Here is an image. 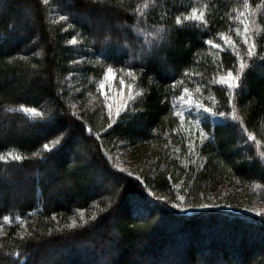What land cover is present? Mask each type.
Masks as SVG:
<instances>
[{
  "label": "trees",
  "instance_id": "obj_1",
  "mask_svg": "<svg viewBox=\"0 0 264 264\" xmlns=\"http://www.w3.org/2000/svg\"><path fill=\"white\" fill-rule=\"evenodd\" d=\"M243 2L0 0V155L23 157L0 161V264H13L8 253L17 251L16 264H40L43 255L47 264H214L216 253L223 264H264V217L241 207L264 208V58L249 60L236 31L251 19L264 45V6ZM192 8L207 23L177 25ZM219 33L249 61L232 104L219 78L238 67L236 51ZM108 67L135 90L115 122L80 96ZM73 72L80 92L70 88ZM184 88L226 115L202 109V120L184 125L175 115ZM22 104L55 114L31 117ZM233 110L239 121L228 115ZM62 133L47 153L43 144ZM113 185L121 193L109 206ZM177 195L231 207L181 211ZM81 217L87 223L67 227ZM202 229L212 234L200 236ZM221 230L228 240L210 241Z\"/></svg>",
  "mask_w": 264,
  "mask_h": 264
},
{
  "label": "snow or ice",
  "instance_id": "obj_2",
  "mask_svg": "<svg viewBox=\"0 0 264 264\" xmlns=\"http://www.w3.org/2000/svg\"><path fill=\"white\" fill-rule=\"evenodd\" d=\"M44 2L47 3V0H44ZM261 6H264V0H260V4L257 5L256 7L260 8ZM243 7L245 9H250L251 5L249 3V0H244ZM59 19L60 20H65L66 17L60 16ZM237 19H239V17H237ZM185 21H197V22L207 23V21L205 20L204 14L199 12V10L196 9V8H192L191 11L187 15H184L182 18H181V16L178 15L176 17V19H175V22H176L177 25H180V24H182ZM241 23L243 24V30L241 31L240 28H237L236 31H237V34L242 37L243 43L247 47V52H246L247 57L249 58V60L254 59L257 56H260L261 58H264V54H262L259 51V48L264 47V45H259L258 46L257 39L251 34V31H250V24H252V20L251 19H248L246 21L245 20H241ZM3 35H4V33L0 32V37H2ZM219 35L224 39L226 44L231 45L233 47V50L236 51L235 42L231 39V37L226 36L224 33H219ZM107 39L108 38L105 37V40H107ZM75 41H76V38L73 37L70 41H68V43H75ZM119 41H120V38H118L117 42H119ZM206 43L208 45H210V46L214 45V47L217 48V49L222 47L221 44L214 43L213 40H207ZM153 54H154V52L152 50H149L146 53L147 56H151ZM236 58H237L238 67L235 70L229 68L227 70V73L225 75H221L220 78H219V82L221 84L225 85L229 89V95L227 97V100H228L229 104L233 103V100H234V97H235V94H236V90L241 85L242 75H243V73H244V71H245V69H246V67L248 66V63H249V61H246V60H244L241 57V54H240L239 51H236ZM128 73H129V75L132 74V68L131 67H129ZM104 75H105V80L112 79L114 77L113 69L111 67H108L107 70L105 71ZM121 84L122 85L124 84V80L123 79L121 80ZM104 86L105 85L102 83L101 86H100L102 90H103ZM127 87L129 89L128 96L126 98H122L120 100V102L118 104H116L115 113L112 110V104L108 102L109 101V97H108L107 93H104L102 91V94L104 95V98H105V103L108 106V118L110 120H113V122H115V118H117V117H119V116H121L123 114L124 110L127 108V105L129 104V102H131L135 98V94H134V91L131 89V86L128 85ZM183 91L186 94L189 93V89L188 88H184ZM192 101H193V98L189 95L186 103L189 106H191L192 105ZM195 106L198 107V108L203 109L207 113H215L216 115H219V116H225L226 115L225 112H216V111H214V109L212 107H208L206 104L201 103L199 100H197L195 102ZM20 107L25 112H28V113H31V114H36V115H39V116L48 117L50 113L55 114V111H52L50 113H46L44 111L39 110L36 107L28 108V107H26L23 104L20 105ZM73 115L75 116V113H73ZM175 115L177 117H179L182 122L185 120V114H184L183 111H176ZM228 115H230L232 117V119H234V120H238V121L240 120V117L236 115L235 110H233L231 113H228ZM241 123H242V121H241ZM88 131L90 132L91 129L89 128ZM200 134H201V136L205 135L203 129L200 130ZM63 135L64 134L62 133L60 136L55 138L53 141L45 142L43 144V146H42L43 149L47 153L49 151H51L52 149H54L56 147V145H58L60 143L61 137ZM248 137H249L250 140H255V136L251 132L248 133ZM257 143H259V141H257ZM33 155H37V154L33 153ZM261 155H264V153H261ZM9 159L14 160V161H21L23 159V157H21L20 155H13L12 152H8L7 155H0V161L7 162V161H9ZM109 159H111V157H109ZM114 167L116 169H118L119 171L128 172V174L130 176H135V173L129 172L128 169L120 168L119 164L115 165ZM135 178L137 180L141 179V177H139V176H136ZM111 191H112V198L108 201V205L109 206H112V205H114L116 203V201H117V199H118V197H119V195L121 193V189L118 187V185H113ZM148 191H149V194H151V189H149ZM159 199L161 201L165 200L164 197H160ZM222 206L231 207V205H218V204H214V203L189 204V203H187L186 197L184 195H177V197L175 199V202H174V207L176 209L181 210V211H185V210L192 209V208L209 209V208H216V207H222ZM101 211H103V209H101ZM244 211H247L249 213H253V214H255L256 216H259V217H264V208L252 207V208H246V209H244ZM94 217H95V213H93V217H90V219H92ZM4 219L8 220L9 217L5 216ZM85 223H87V221H85L83 219V217H81L80 221L73 220L71 224L67 225V227L74 228V227L81 226V225H83ZM209 252H210V249H206L203 254L204 255H208ZM8 255L12 256V257H15V259L13 261V264H16V261L19 260V257L22 255V253L17 251L15 253H8ZM106 264H110V262H106ZM216 264H222V262L220 260H217Z\"/></svg>",
  "mask_w": 264,
  "mask_h": 264
},
{
  "label": "rangeland",
  "instance_id": "obj_3",
  "mask_svg": "<svg viewBox=\"0 0 264 264\" xmlns=\"http://www.w3.org/2000/svg\"><path fill=\"white\" fill-rule=\"evenodd\" d=\"M107 70V69H106ZM105 70V71H106ZM114 72V77L110 80H105V75L103 74L101 76V78L99 80L96 81V89L95 90H90L88 89V91H84V92H81L80 96L82 98H85L86 99V102L89 103H96V105L99 107L100 105H102L108 115V106L107 104L105 103V98H104V95L102 94V91L104 93H107L108 97H109V103L112 104V110L113 112L115 113V106L116 104H118L120 102V100L122 98H126L128 96V92H129V89H128V85L130 84H126L124 82V84L122 85L121 84V80L123 79V77L117 73L115 70H113ZM105 73V72H104ZM77 76H78V72H73V73H70L68 75V79L70 81V88L71 90L73 91H79L80 90V84L77 80ZM104 84V88L103 90L101 89V84ZM131 86V85H130ZM131 89L133 91L134 88L131 86ZM80 92V91H79ZM76 92H74L71 96V100L73 101V103L76 105L78 104L77 102V99H76ZM79 94V93H78ZM188 96L189 94H184L181 99L178 101V106H177V111H183L184 114H185V121H183L182 123L186 126H190L189 124H191L192 122H198L200 120H202V116H199V114H197L199 112V110H202L201 108H198L195 106V102L197 101L194 97H191L193 98V101H192V105L189 106L186 101L188 99ZM80 97V98H81ZM81 100V99H80ZM21 110L29 115V116H33L34 114H31V113H28V112H25L22 108ZM118 158H119V161H123L124 159H126V152L124 150H120L117 154ZM241 207H245V208H252V207H255V208H259V206L255 203L254 205H249V206H241ZM243 209V208H241ZM205 228V227H204ZM169 226H168V230H169ZM223 231L224 230H221V233L219 235H217V237H210V241H212L213 243H217V244H220V242H225L226 240H228L224 235H223ZM211 235L212 232L208 229H202L200 231V236H205V235ZM253 237V236H252ZM170 238V237H169ZM254 238V237H253ZM154 241H159L160 237L157 235L153 237ZM168 241V240H167ZM165 241V244L163 245L162 249H163V252L167 253L168 251L170 250H173L171 245L168 244V242ZM171 242V240H169ZM209 241V240H208ZM207 241V242H208ZM178 250V249H177ZM214 259L213 261L215 262L214 264H216V261L217 260H220L222 262V258L220 255H218L217 253L214 255V257H211V259ZM50 259V256L49 255H43L42 257H40V259L38 260V262L40 264H47L48 260ZM148 259V258H147ZM203 261V260H201ZM207 262V261H206ZM205 261H203L204 264H207ZM211 263V262H210ZM212 264V263H211ZM223 264V262H222Z\"/></svg>",
  "mask_w": 264,
  "mask_h": 264
}]
</instances>
